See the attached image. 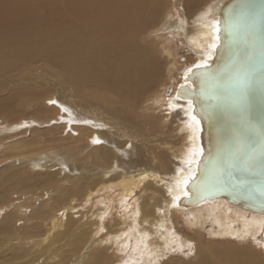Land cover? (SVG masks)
Here are the masks:
<instances>
[{
	"label": "bare ground",
	"instance_id": "6f19581e",
	"mask_svg": "<svg viewBox=\"0 0 264 264\" xmlns=\"http://www.w3.org/2000/svg\"><path fill=\"white\" fill-rule=\"evenodd\" d=\"M222 1L0 0V166L10 165L0 180L18 164L29 177L43 161L64 169L43 174L51 188L40 195L11 193L25 203L0 202V264H253L250 248L226 244L264 245V211L220 197L179 204L194 171L196 124L171 86L210 57ZM173 29L194 53L177 77ZM58 119L64 124L49 125ZM112 187L121 227L95 238L107 210L81 209L95 197L110 203ZM171 213H181L189 239ZM206 223L213 239L203 238ZM191 241V256L171 257Z\"/></svg>",
	"mask_w": 264,
	"mask_h": 264
},
{
	"label": "water",
	"instance_id": "95a60500",
	"mask_svg": "<svg viewBox=\"0 0 264 264\" xmlns=\"http://www.w3.org/2000/svg\"><path fill=\"white\" fill-rule=\"evenodd\" d=\"M214 14L210 57L188 69L175 91L196 124L194 171L179 204L220 197L263 212L264 0H223Z\"/></svg>",
	"mask_w": 264,
	"mask_h": 264
},
{
	"label": "rangeland",
	"instance_id": "374dc122",
	"mask_svg": "<svg viewBox=\"0 0 264 264\" xmlns=\"http://www.w3.org/2000/svg\"><path fill=\"white\" fill-rule=\"evenodd\" d=\"M180 11H178L174 16H173V22L172 24H175L178 26V24L182 21V23L184 22V20L182 19V17L180 16ZM172 37L169 38L167 37L168 43H169V48L172 51L173 55L177 58L178 60V64H176L175 68H172V75L173 77H177L178 74L181 72V70L184 67V63L189 60L190 58H193L194 53L191 52V50H189L187 44H186V37H184L182 34H177V32H174V29L171 31ZM177 75V76H176ZM179 81V78L177 79L176 82H174V84L171 86L172 88V92H174V90L177 87V82ZM5 106L11 107V102H7L4 103ZM23 106V105H22ZM21 106V107H22ZM2 114H0L1 117ZM64 120H57V122H49V125L52 124H64ZM3 125H5V123H3ZM1 128V127H0ZM68 128H66L64 131H67ZM173 130V128L171 129ZM171 133V132H170ZM46 157V154L44 156H41L40 158H44ZM38 158V159H40ZM45 160H47V157L45 158ZM90 161V160H89ZM27 162V161H26ZM45 161H43L41 164H44ZM40 164L35 166V168L30 169L32 171V173H34V177H29L28 175V170L21 164H18L17 166H13L11 167L10 171L8 172L10 174V178L6 181L4 180H0V202L3 204H7L10 200H16L18 204H23L27 201V198H25V200L21 201L19 198H16V196H18V194H11L13 192H22V193H26V194H30L32 192L33 195H40V192H42V189L44 190L45 188L47 189L50 184L48 185V181L47 178H45L46 171H58L60 168V177H62L63 173H64V169H61V167L59 165H56L55 167H44ZM1 165V164H0ZM10 165L7 166H0V174L3 173V171L5 169H7ZM57 176V175H56ZM37 177V178H36ZM59 177V176H57ZM45 180V181H44ZM56 181V180H54ZM51 187H49L48 189H50ZM112 189L114 191L117 192H112L109 195H111L112 197V201L110 203L103 204L100 203V199L98 197H95V199L93 201H89L86 203H83V209L81 210H88L90 211V213H88V215L93 214V211L97 208H101L102 210L106 211V214L102 220L101 226L98 229H101L99 231V234H97L96 236H94L95 238H98L99 236H110V231H115L117 230V228L121 227V219L124 216L125 212L123 207H121L120 203H121V194L118 190H116L115 187H112ZM114 193V194H113ZM108 195V197H109ZM46 196V195H45ZM20 201V203H19ZM29 203V202H28ZM26 203V204H28ZM90 209V210H89ZM133 209V207H131L128 211H131ZM62 212V211H61ZM61 212H58V216L61 215ZM172 214V213H171ZM79 214H75V216H77ZM173 216H177L178 218V228L180 231V236L181 238L184 239H189L190 235H191V231L189 229H187V226L185 225V221L184 218L182 217L181 213H174L171 215ZM94 215H92L91 218H89L90 220L93 219ZM46 223H48L46 221ZM64 223V219L62 224ZM19 223L17 222V225ZM174 225V224H173ZM48 226V224H47ZM206 227L204 229H202V233H203V238L205 240L210 239L212 237L208 236V232L207 230L210 229L212 227L211 223H206L205 225ZM261 236H264V233H260ZM106 236L104 238H106ZM261 236L258 237V239L261 238ZM213 239V238H212ZM227 239H216V242L218 241H225ZM232 245L226 244V246L228 245L230 247V250L234 251L236 253L239 251H242L243 249L250 248L252 251L254 252H250L253 254H256V257H250L252 260L253 264H264V245L263 243H261L259 240H256L255 242L253 241V243L250 242H245V241H239L238 239H230ZM215 241V240H214ZM229 240H227L226 242H228ZM192 244L190 246V249H184L181 252H172V256L174 257L173 259L176 260L178 259L180 262L181 260H184L185 258H187V256H191L193 254L194 251V242L191 241ZM248 251V250H247ZM247 251H244L242 253V256H247ZM233 252V253H234ZM121 255L122 260L125 258L126 254H122L121 252H119ZM166 260V259H165ZM173 260V261H174ZM165 262H171L172 263V259H168ZM165 262H163L162 264H164ZM176 262V261H175ZM116 263V260L113 258L112 260V264ZM174 263V262H173ZM117 264H122V261H119Z\"/></svg>",
	"mask_w": 264,
	"mask_h": 264
},
{
	"label": "snow or ice",
	"instance_id": "6c2138e0",
	"mask_svg": "<svg viewBox=\"0 0 264 264\" xmlns=\"http://www.w3.org/2000/svg\"><path fill=\"white\" fill-rule=\"evenodd\" d=\"M218 30V29H217ZM197 67H200L199 65ZM193 120H195V117H192Z\"/></svg>",
	"mask_w": 264,
	"mask_h": 264
}]
</instances>
